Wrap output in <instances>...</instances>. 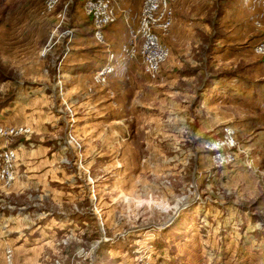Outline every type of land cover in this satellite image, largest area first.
Listing matches in <instances>:
<instances>
[{
	"label": "rangeland",
	"instance_id": "rangeland-1",
	"mask_svg": "<svg viewBox=\"0 0 264 264\" xmlns=\"http://www.w3.org/2000/svg\"><path fill=\"white\" fill-rule=\"evenodd\" d=\"M122 1L97 41L82 0H0V264H264V0H173L157 76L95 82Z\"/></svg>",
	"mask_w": 264,
	"mask_h": 264
},
{
	"label": "built area",
	"instance_id": "built-area-1",
	"mask_svg": "<svg viewBox=\"0 0 264 264\" xmlns=\"http://www.w3.org/2000/svg\"><path fill=\"white\" fill-rule=\"evenodd\" d=\"M172 2L173 0H143L137 16L136 27L128 26L130 18L127 14L124 15L123 22L126 24L129 39L123 42L118 50L108 49L105 53L104 66L93 73V81L105 80V76L113 71L115 54L119 58L127 60L138 58L143 73L155 78L160 65L166 60L169 53L168 47L161 42V36L165 34L171 23ZM57 3L58 0H43V12L51 11ZM81 9L82 13L91 20L93 37L97 41L103 40L101 29L108 24H113L116 20L112 0H82ZM128 27L131 28L128 29ZM252 50L256 55L264 57V37L252 47ZM12 132H15L12 128L0 129V134ZM222 133V139L214 141L211 146L233 145L232 130L229 127H224ZM216 156L217 158L223 157L219 153ZM13 160L14 151L11 148L0 149V180L4 184H8L14 178Z\"/></svg>",
	"mask_w": 264,
	"mask_h": 264
},
{
	"label": "crops",
	"instance_id": "crops-1",
	"mask_svg": "<svg viewBox=\"0 0 264 264\" xmlns=\"http://www.w3.org/2000/svg\"><path fill=\"white\" fill-rule=\"evenodd\" d=\"M74 2V1H73ZM113 3H114V6H115V11L117 13H119L120 11H122V9H125L127 7H129L130 9V13L132 14V10H133V6L132 5H129L127 4L125 1H122V0H113ZM221 3V2H220ZM71 8H69L70 10ZM212 11H210L209 9H206V14H211ZM117 30L120 29V27H116ZM110 30V29H109ZM113 34H116L115 32ZM256 43H258V41H256L255 43H253L252 46H254ZM117 61V60H116Z\"/></svg>",
	"mask_w": 264,
	"mask_h": 264
},
{
	"label": "trees",
	"instance_id": "trees-1",
	"mask_svg": "<svg viewBox=\"0 0 264 264\" xmlns=\"http://www.w3.org/2000/svg\"><path fill=\"white\" fill-rule=\"evenodd\" d=\"M226 0H222L221 1V3H220V5L217 7V10H218V13H220L221 14V12H222V10H223V7L224 6H221V4L223 3V2H225ZM220 14H218V15H220ZM209 15V14H208ZM214 29L216 30V33H215V36H216V34H217V29H218V27H217V25H215L214 26ZM215 36L213 37V39L215 38ZM214 40H211L210 42L212 43ZM210 46H212V45H208V47H207V50H209V48H210ZM239 68V67H238ZM221 75H226V76H229L228 75V73H226V72H220V73H218V74H215V75H211V73H210V75L209 76H215V77H218V76H221Z\"/></svg>",
	"mask_w": 264,
	"mask_h": 264
},
{
	"label": "bare ground",
	"instance_id": "bare-ground-1",
	"mask_svg": "<svg viewBox=\"0 0 264 264\" xmlns=\"http://www.w3.org/2000/svg\"><path fill=\"white\" fill-rule=\"evenodd\" d=\"M116 57H117V55L115 54V59H114V61H116Z\"/></svg>",
	"mask_w": 264,
	"mask_h": 264
},
{
	"label": "water",
	"instance_id": "water-1",
	"mask_svg": "<svg viewBox=\"0 0 264 264\" xmlns=\"http://www.w3.org/2000/svg\"><path fill=\"white\" fill-rule=\"evenodd\" d=\"M100 225H101V223H100Z\"/></svg>",
	"mask_w": 264,
	"mask_h": 264
}]
</instances>
